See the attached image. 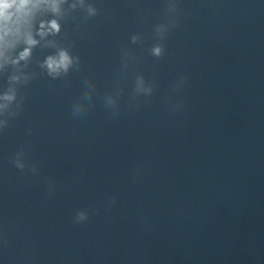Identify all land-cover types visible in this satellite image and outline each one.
Segmentation results:
<instances>
[{
	"label": "water",
	"instance_id": "water-1",
	"mask_svg": "<svg viewBox=\"0 0 264 264\" xmlns=\"http://www.w3.org/2000/svg\"><path fill=\"white\" fill-rule=\"evenodd\" d=\"M91 2L99 15L86 22L63 6L0 131V264H264V0H178L160 58L149 49L166 0ZM0 12L14 30L13 0ZM50 19L40 12L33 31ZM47 40L79 70L47 76ZM123 49L135 59L122 71ZM14 71L0 73V92ZM138 75L151 95L133 98Z\"/></svg>",
	"mask_w": 264,
	"mask_h": 264
},
{
	"label": "clouds",
	"instance_id": "clouds-1",
	"mask_svg": "<svg viewBox=\"0 0 264 264\" xmlns=\"http://www.w3.org/2000/svg\"><path fill=\"white\" fill-rule=\"evenodd\" d=\"M2 3L3 0H0V4ZM13 3L18 14V23L14 30L6 27L4 15L0 12V73L5 72L8 65H12L16 69V71L8 75L7 89L0 92V131L6 129L9 126V121L22 110L23 100L22 98L18 99V86L26 85L35 76L23 70L27 68L31 60L32 50L40 45L41 40H46L48 36H57L61 33L62 25L60 21L65 16L63 6L68 4L72 12L78 11L81 13L82 20L85 22L99 15V9L91 0H72L71 3H68V0H13ZM42 11L50 14L52 19L40 21L39 28L34 32L36 17ZM178 14V0H166L163 20L154 27V34L158 42L149 49L151 56L160 58L164 54V46L161 42L170 30L179 27ZM75 19L76 17H73V20ZM36 36H39L40 39H36ZM130 40L132 44H138L142 41V36L139 33L133 34ZM21 45L23 49L19 51L16 58H9L8 52L15 51ZM44 46L56 49L54 54L46 56L39 65L47 76L55 80L62 76H67L70 70H79L80 58L72 55L68 48L58 47L56 42L52 40H47ZM122 53L124 61L122 65L123 71L127 69L128 61L134 60L135 57L130 54L128 49H123ZM21 62H23V67H21ZM93 88L94 84L91 80L86 82L88 91L83 96L84 101L91 99ZM152 92L153 86L151 84L146 86L144 77L138 75L135 80L133 98L140 95L149 96ZM121 94L122 90L117 87L116 98L112 95H108L105 98L106 106L115 108L117 99ZM71 114L73 117H80L84 114V109L81 105H74ZM22 156L23 150L21 149L13 161L15 166L21 170L24 168V164L20 163ZM32 171L35 173L37 169L33 167ZM86 219L87 215L85 213H77L76 221L78 223Z\"/></svg>",
	"mask_w": 264,
	"mask_h": 264
}]
</instances>
